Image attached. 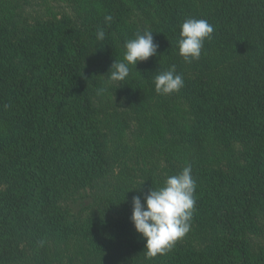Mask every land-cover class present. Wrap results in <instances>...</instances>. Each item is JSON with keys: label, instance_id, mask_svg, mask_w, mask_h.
Instances as JSON below:
<instances>
[{"label": "trees", "instance_id": "trees-1", "mask_svg": "<svg viewBox=\"0 0 264 264\" xmlns=\"http://www.w3.org/2000/svg\"><path fill=\"white\" fill-rule=\"evenodd\" d=\"M60 1L70 3L77 16L41 24L9 7L0 9V264H75L74 230L83 264H92L84 240L89 232L97 247L93 264H264V241L253 243L264 232L258 225L264 214V0ZM109 14L113 20L106 25ZM130 17L137 21L135 31L125 25ZM186 18L214 26L200 59L191 63L179 55L177 43ZM155 19L157 30L151 32L159 48L151 71L157 75L174 67L184 80L178 92L199 124L229 132L248 148L245 163H232L227 174L197 170L185 148L166 142L162 129L151 131L145 156L150 148L172 154L179 166L166 169L171 176L192 162L196 184L208 185L196 188L190 231L170 252L151 258L130 221L132 198L141 195L121 149L129 132L134 137L159 127L147 110L152 96L145 87L147 63L135 68L142 81L120 88L130 109L125 120L109 103L100 105L97 80L108 78L107 59L122 61L124 39L142 34ZM101 28L105 38L98 41ZM222 58L224 68L213 71ZM203 60L210 66L205 73ZM117 167L130 184L117 196L122 202L111 199L93 225L68 231L60 221L66 194L113 176ZM141 172L149 177L140 184L146 190L163 186L152 172Z\"/></svg>", "mask_w": 264, "mask_h": 264}, {"label": "rangeland", "instance_id": "rangeland-1", "mask_svg": "<svg viewBox=\"0 0 264 264\" xmlns=\"http://www.w3.org/2000/svg\"><path fill=\"white\" fill-rule=\"evenodd\" d=\"M2 7L4 9L9 7L14 14L20 13L24 18L27 17L28 20L32 22L35 19H39L41 24L54 20L53 17H55V19H60L62 17L67 18V16L73 17L74 14L77 16V12L72 8L70 3H65L60 0H0V9ZM7 11L10 12L9 10ZM134 22L137 23L136 19L130 17L125 25L128 28L129 26H134L133 31H135L136 25ZM147 24V30H157L158 21L156 19L149 21ZM143 28L146 29V26H143ZM113 36L119 39L126 37L124 35L115 34H113ZM153 39H155L154 36ZM128 40L124 39L125 42ZM219 53L222 57L224 56L222 51ZM224 60L225 59L223 58L215 60L213 71L220 70L221 68L223 69L225 66ZM154 61L155 56L150 57L147 61L142 63H147L145 66L147 73H145L144 76L147 77L145 87H148V90L152 93V96L147 103V110L149 111V116L157 118L159 121V127H151L150 129L147 128L143 135L137 132L134 137H132V134L129 132V134H127L128 144L124 145V143H126L125 139L122 140L121 144V149L124 153L123 157L131 168L130 174L132 175L134 181L133 185L136 184V189L137 192H140L142 202L149 190H146V185L140 186V184H144V178L146 177L147 179L149 177L144 175L141 172V169L152 172V177L158 183H164L165 180L171 176L170 173L166 174V169H178L179 166V160L174 158V156L168 153L167 150V153L160 154V150L158 148L156 151H153L152 148H150L148 150V156L143 154L145 148L144 141L148 140L153 135L151 132L152 130L155 129L156 131H159L162 129L166 142H173L185 148L187 157L189 158L188 160H192L193 163H196L197 170L217 169L222 171L224 174H227L226 172L232 163H245L248 148V145L243 140L232 137L229 132L226 133L220 129L209 127L207 124H199V119L191 113V107L187 102H185L181 92H175L166 96L157 94L154 86L156 69L151 71L154 66ZM203 62L204 60L202 63ZM112 63L113 62H111V60L107 59V65L103 67L105 69H110ZM201 66L203 67L201 68V73H205L210 67L206 62H204ZM136 70L137 69L135 68H131L129 76L122 82L109 84L108 78L104 75L97 80L100 83L99 88L106 89L103 94L98 96L100 97V105L101 103L103 104V101L105 103L103 104L104 107H106L109 103V105L112 106L114 114H120L118 116V119L120 120H125V115H128L130 111L126 103L127 94L122 93L120 88L126 81H142V79L136 77ZM150 71L153 73H149ZM140 75L142 76V73H140ZM135 131L134 127L132 129V133ZM191 164L192 162L190 165ZM119 169L120 168L117 167L113 176L105 177L101 180L99 179L92 187L84 188L79 191H71L66 194L64 201L60 202L62 211L60 214V221L64 223L63 225L66 229L68 228V231H73L79 226V224H84L82 226H85L86 224L93 225L91 222L105 213V210H102V208H105L103 206L107 205L111 199H115L116 205H119L122 202V200H120L117 196L122 191V188L129 189L130 184L126 182L122 176H118L119 172L117 171ZM197 186L203 189H208V185L206 184H197ZM221 190L224 193L228 192L226 191V188H221ZM122 194L124 197H131L129 192H123ZM101 219L104 220V216ZM106 220L107 219L104 221ZM258 221L260 229L264 231V214L258 218ZM113 229L117 228L114 226ZM74 231L72 232L73 236L71 237L70 245L72 247L73 254H75V264H83L81 261L83 259L82 254L79 251L80 249L76 242L77 236ZM113 231L116 232L115 230ZM89 233L90 234H88L84 240L88 241L86 246L91 256L90 261L93 264L96 263L95 258L97 257L93 255L97 256L95 253L97 252V247L91 244L92 240L90 237L92 233ZM115 238H117L116 235ZM253 238V243L255 244L257 241H264V232L263 236Z\"/></svg>", "mask_w": 264, "mask_h": 264}, {"label": "clouds", "instance_id": "clouds-1", "mask_svg": "<svg viewBox=\"0 0 264 264\" xmlns=\"http://www.w3.org/2000/svg\"><path fill=\"white\" fill-rule=\"evenodd\" d=\"M112 20L110 14L105 15L106 25H110ZM213 32L214 26L205 19L186 18L183 21L177 43L179 55L186 63L200 59L204 43L212 39ZM96 38L104 40L105 31L102 28L97 30ZM124 48L123 61L111 64L107 74L109 84L126 80L131 68H136L138 62L147 61L157 54L158 45L154 43L153 33L145 30L126 41ZM154 86L157 94L166 96L183 88L184 80L172 67L155 76ZM105 91V88H100L97 95ZM191 173V165H186L179 174L168 177L163 186L150 188L143 202L140 196L132 198L130 221L145 242L144 249L151 258L170 252L175 243L190 231L197 188Z\"/></svg>", "mask_w": 264, "mask_h": 264}]
</instances>
